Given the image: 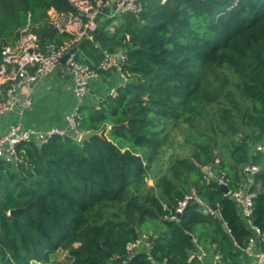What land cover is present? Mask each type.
<instances>
[{
	"label": "trees",
	"instance_id": "16d2710c",
	"mask_svg": "<svg viewBox=\"0 0 264 264\" xmlns=\"http://www.w3.org/2000/svg\"><path fill=\"white\" fill-rule=\"evenodd\" d=\"M141 1L138 15L93 33L94 44L127 57L116 96L79 109L78 129L102 133L21 144L20 163L0 159V264L55 253L61 264H203L190 256L196 243L219 264H241L252 232L235 201L201 177L216 158L231 187L246 164L260 167L249 190H261L251 220L264 235V0ZM51 8L75 11L69 0H0V50L26 28L42 42L67 40ZM212 103L209 125L197 128ZM191 188L216 215L193 202L176 213ZM142 235L149 252L127 256Z\"/></svg>",
	"mask_w": 264,
	"mask_h": 264
},
{
	"label": "built area",
	"instance_id": "2783aa9c",
	"mask_svg": "<svg viewBox=\"0 0 264 264\" xmlns=\"http://www.w3.org/2000/svg\"><path fill=\"white\" fill-rule=\"evenodd\" d=\"M164 1V0H163ZM74 8V12L63 13L51 8L48 10V17L54 28L60 34H67L69 38L60 43L45 40L40 41L38 36L26 29L20 32L17 40L12 44L2 46L0 50V119L9 113L16 111L18 118L8 122L3 132L0 134V159L13 164H18L22 159L18 156V146L25 143L42 145L47 143L54 136H72L78 139L81 131L78 129L79 103L68 109L64 114V125H54L47 128H31L22 124L24 112L33 105L30 91L20 94V89L43 81L48 77L60 63L61 57L68 53V57L59 69L67 74L72 81V94L77 102H82L85 98L89 82L99 80L102 73L111 71L114 67L116 75L121 81L115 89L105 93L100 97L99 103L107 96L114 97L117 89L124 86L128 80L123 69L126 62L124 50L116 52L98 47L101 56L97 63L85 62L78 58L81 49L79 44L83 39H91L97 30L99 23L109 20L107 28L114 31L118 24L117 18L127 14L138 15L143 10L141 0H69ZM98 108V105L95 106ZM261 147L259 146L258 149ZM219 159L202 166V179L206 182L214 181L218 185H227L230 196L236 203L238 211L252 232L248 245L244 249V254L250 261L243 264H264V235L252 223L251 215L253 211V199L259 190H249V185L254 181L253 176L260 171V167L254 164H246L243 167L244 178L236 182L231 187L230 180L225 172L218 169ZM189 202L196 204V209L203 215H216L217 210H213L196 192L191 188L176 206V213L180 214ZM256 233L260 239L259 249H255ZM150 242L146 235L126 243L125 250L127 256L135 252L144 250L149 252ZM206 255L205 248L196 243L195 249L190 251V256L202 261Z\"/></svg>",
	"mask_w": 264,
	"mask_h": 264
},
{
	"label": "crops",
	"instance_id": "0c3cea01",
	"mask_svg": "<svg viewBox=\"0 0 264 264\" xmlns=\"http://www.w3.org/2000/svg\"><path fill=\"white\" fill-rule=\"evenodd\" d=\"M94 43L93 36L91 39H85L81 50L83 56L91 63H97L101 55H99L96 51V49L98 50L99 48L95 47ZM116 76V72H113L112 70L102 73L99 80H93V83H97L96 85L91 86L90 84L92 81L89 82V89L85 98L82 102H77L72 94V81L70 77L63 73L60 69H55V71H53L43 81H39L20 89L21 95H23L26 91H30L33 96L35 93L37 94L32 107L26 110L23 114L21 118L22 124L25 127L39 129L54 125H64V114L68 109L72 108L74 105H78V103L80 107L86 105L97 106L100 97L105 93L114 90L116 85H118V79ZM17 118L18 114L16 111L2 117L0 119V134L3 132L8 122L16 120ZM254 234V248L259 249L262 245H260L258 235L256 233ZM205 251L206 255L202 259L203 264H219V255L217 253L212 256L206 249ZM56 256L57 255L55 253L50 255L49 261L40 262L33 260L30 264H61V262L56 261L58 258L53 260ZM248 261H250V259H248L244 254L241 264Z\"/></svg>",
	"mask_w": 264,
	"mask_h": 264
},
{
	"label": "rangeland",
	"instance_id": "374dc122",
	"mask_svg": "<svg viewBox=\"0 0 264 264\" xmlns=\"http://www.w3.org/2000/svg\"><path fill=\"white\" fill-rule=\"evenodd\" d=\"M117 77V79H118V83L121 81V79L118 77V76H116ZM94 81H92L91 82V86L92 85H96L97 83H93ZM37 94L35 93L34 94V96H33V94L31 95V98L33 99V102L35 101V99H36V96ZM209 113H207L205 116H203V117H200L199 118V120H198V122H196V126H197V128L199 127L200 129L201 128H205L206 126H208L209 125V122H210V120H211V116H212V114L216 111V104L215 103H212V104H210L209 105ZM174 137H175V145L178 147V148H181L180 147V144H182V143H184V137H183V132H181V130H179V129H177V130H175V132H174ZM148 183L151 185V184H153V180L151 179V180H149L148 181ZM218 185V184H217ZM218 187H219V185H218ZM208 203V202H207ZM253 236H255V234H253ZM58 256H56V257H54L53 258V260H55L56 258H57ZM52 260V259H51ZM58 264V263H57Z\"/></svg>",
	"mask_w": 264,
	"mask_h": 264
},
{
	"label": "water",
	"instance_id": "95a60500",
	"mask_svg": "<svg viewBox=\"0 0 264 264\" xmlns=\"http://www.w3.org/2000/svg\"><path fill=\"white\" fill-rule=\"evenodd\" d=\"M68 57V53L64 54L61 59H60V63L59 65L56 67V70L59 69V66L64 64L65 60L67 59ZM112 71L113 72H116V69L113 67L112 68ZM123 124H114V125H111L110 128H117V127H120L122 126ZM102 133V131H94V130H91V131H86V132H82L81 135L78 137V140L80 142H83L89 138H91L92 136L94 135H100ZM219 189L224 193L226 194L228 192V187L227 185H219ZM210 207L213 209V210H217V205L215 204H210ZM223 226L225 225L223 222H222ZM189 237L191 238L192 236L189 234Z\"/></svg>",
	"mask_w": 264,
	"mask_h": 264
}]
</instances>
